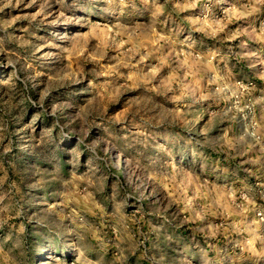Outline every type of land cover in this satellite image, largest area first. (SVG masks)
<instances>
[{"label": "rangeland", "instance_id": "obj_1", "mask_svg": "<svg viewBox=\"0 0 264 264\" xmlns=\"http://www.w3.org/2000/svg\"><path fill=\"white\" fill-rule=\"evenodd\" d=\"M264 0H0V264H264Z\"/></svg>", "mask_w": 264, "mask_h": 264}, {"label": "built area", "instance_id": "obj_2", "mask_svg": "<svg viewBox=\"0 0 264 264\" xmlns=\"http://www.w3.org/2000/svg\"><path fill=\"white\" fill-rule=\"evenodd\" d=\"M260 201H256L254 212L257 219L264 225V188L258 189Z\"/></svg>", "mask_w": 264, "mask_h": 264}]
</instances>
